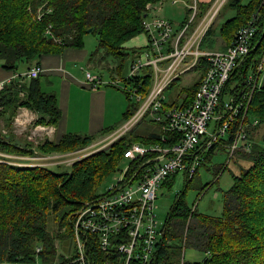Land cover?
<instances>
[{"label": "trees", "instance_id": "16d2710c", "mask_svg": "<svg viewBox=\"0 0 264 264\" xmlns=\"http://www.w3.org/2000/svg\"><path fill=\"white\" fill-rule=\"evenodd\" d=\"M163 1L166 0H0V61L7 70H16L20 63L39 66V58L43 54L82 47L83 37L88 34V30L98 41L94 56H98L99 50H102L105 55L120 60L128 54L122 47L123 43L144 30L142 21L147 14L146 5ZM183 1L190 3L192 0ZM242 1L229 2V6L236 10V17L223 25L222 35L225 40L222 49L231 44L238 29L256 12L257 46L248 55L245 64L234 73L231 79L236 82L234 86L242 84L246 72L264 56V3L254 5V0H248L242 5ZM204 10L197 6L194 15L196 23L204 15ZM37 11L42 16L39 21H33L34 24L33 15ZM191 13L192 10L186 7L183 24L188 21ZM31 25L37 30H33ZM211 30L213 28L209 26L203 34L200 50L212 46L206 43ZM205 65L204 58H200L195 69H200L202 73ZM201 73L192 85L182 90L185 92L183 104L191 100ZM178 80L180 78L172 84L175 85ZM138 83H141V92L144 93L150 79L146 77ZM20 91L24 93V99H18ZM19 106L41 113L35 125H55L60 117L55 96L43 93L37 79H30L27 83L12 81L0 90V117H3L4 122L7 121L6 113L10 111L13 115L14 108ZM131 107L128 106L124 119L131 114ZM249 113L258 121L253 130L264 126V84L253 93ZM129 135L131 132H128ZM121 136L116 139L118 142L126 140ZM92 137L67 133L61 136L57 144L49 142L43 147L59 150L52 147L67 140L79 141ZM135 138L147 144L159 141L160 137L159 131H156L136 134ZM16 140L10 134H5L4 138L1 134L0 152L26 153L25 143L16 144ZM18 145H23L22 149ZM128 145L119 147L113 144L108 151L100 150L73 162L69 171L57 172L40 165L21 168L9 165L7 162L10 161H1L0 264L52 263L56 249L53 234L45 229L47 218L56 214L58 230L64 229L60 233L65 235L59 238L72 240L73 214L85 201L99 195L95 191L96 184L122 161L123 151ZM240 156L250 165L241 169L239 175L232 176L231 187L222 193V211L219 216L205 215L190 209L181 196L175 201L159 239L154 264H180L181 261L183 264H264V136L253 144L249 153ZM112 160L116 161L113 165L110 164ZM33 182L42 183L45 187L41 194H48L44 198L48 208L43 211L29 210L26 216L23 213L26 211L23 199L26 185ZM60 208L59 215L57 210ZM37 247L41 248L39 252L36 251ZM187 247L202 253V259L183 261L180 258L182 248ZM94 256L92 264H102L103 254L97 252ZM68 260L70 258L63 262Z\"/></svg>", "mask_w": 264, "mask_h": 264}, {"label": "built area", "instance_id": "2783aa9c", "mask_svg": "<svg viewBox=\"0 0 264 264\" xmlns=\"http://www.w3.org/2000/svg\"><path fill=\"white\" fill-rule=\"evenodd\" d=\"M214 7L186 40L185 33L195 22V4L188 6L192 13L179 32L174 33L176 36L171 22L165 19L153 17L142 21L148 40L141 52H134L135 59L122 88L134 105L125 123L113 135L117 139L134 126L147 122L155 125L160 138L149 144L129 145L122 157L126 167L117 182L105 193L85 201L73 214L74 259L65 264H92L97 252L104 256L102 264H154L158 238L164 229V226L158 229L155 216L161 182L179 172L186 179L192 178L202 154L217 146L226 150L228 160L238 151H251L252 130L258 121L248 114L249 104L253 93L263 85L264 56L246 72L242 84L233 87L228 84L257 46L258 13L238 29L225 49L200 50L201 38L214 18ZM41 16L38 13L37 19ZM188 56L192 59L186 63ZM200 58L206 64L202 73L195 69ZM192 68L201 76L191 100L183 104L180 99L168 106L166 86ZM147 71L152 73L153 82L143 93L138 81H143ZM39 74L40 66H34L24 76L35 79ZM86 78L95 87L97 77L88 72ZM3 87L0 83V90ZM40 249L37 247L36 251Z\"/></svg>", "mask_w": 264, "mask_h": 264}, {"label": "rangeland", "instance_id": "374dc122", "mask_svg": "<svg viewBox=\"0 0 264 264\" xmlns=\"http://www.w3.org/2000/svg\"><path fill=\"white\" fill-rule=\"evenodd\" d=\"M173 1L178 0H166L158 3H150V8L146 9L147 12L151 9H154L151 10L150 15L171 22L174 25L173 35H175L179 32L181 27L180 26L178 28H175L176 25L181 24L184 21L185 8L182 2L173 4ZM246 1L248 0H243L241 4L244 5ZM229 2L230 0H222L220 4L215 6L216 8L213 6L216 9L214 18L211 23L213 31L211 30L210 37L206 42L210 43L212 46H206L205 50L207 51L219 50L222 49V46H224L225 36L222 35L223 25L226 21L236 17V10L232 9L229 6ZM253 2L254 5H260L264 3V0H254ZM185 3L186 7L195 4V7L197 8V3L193 0L190 3H187L185 1ZM1 4L4 3L2 2ZM213 7L210 9V11L212 12L214 11ZM38 13L40 12L37 11L33 15L35 16V20H32V22L39 21L37 19ZM210 14L211 12L209 13V15ZM145 19L150 20L151 18L149 19L145 17ZM198 24L194 22L192 26H189L188 31L185 33V40L189 37V34L192 33V31ZM32 28L34 30L36 27L32 26ZM228 28L229 26L226 28V30ZM145 40L147 43L148 37L143 31L125 41L122 47L124 51L126 50L128 52V54L119 60L114 59L111 55H105L102 50H99L98 54V56L100 55L101 58H98V56H94V54H96L98 45L96 36L94 34L88 33L83 37L84 46L90 49L89 59L91 61L97 60V62L102 63L100 67L91 69V71L93 72L92 74L103 78L100 83L102 87L105 88L114 86L117 89L119 88V90L117 91L121 93V95L118 94V96L114 97L113 102L111 103V106L114 107L116 111L118 108L123 106L124 103H127V106L129 107L134 105V100L132 98L130 100L128 97H126V93L121 88H123L124 84H126L124 80H126L130 71V67L135 59L134 51L136 52L140 48L145 47ZM190 59H192V56H188L185 59V62L187 63L188 61H190ZM179 77L180 80H178L175 85L172 84L171 86L166 88V102L177 103L180 99H178L177 96L175 97L176 93L180 94L181 90H185L187 86L192 85L198 79V72L194 68H192L181 73ZM114 80L118 81L117 85L111 84ZM261 82L264 84V71L261 76ZM235 84L236 82L234 80H231L228 86L233 87ZM127 88L129 89L130 87ZM24 98V93L20 91V93L18 94V99ZM181 99L183 100V98ZM139 105L140 104H138L137 106ZM40 114V112H36L34 109H30L25 106H19L14 108L13 115H11L10 111L6 113V122H4L3 117H0V133L3 135V138L5 134H10L13 138H17L18 141L24 142L25 144L23 145L27 146L25 150L27 154L25 152L22 154H8L5 151L0 152V162L10 161L7 162L10 163L9 165L21 168L40 165L47 166L51 170L57 172L69 171L70 166L73 162L86 156L94 155L100 150L108 151L113 144L121 147L127 144L131 145L133 143H141L138 139L135 138V135L138 134V131H143L144 128L141 127V125L144 126L145 123H147L142 122L143 124L141 123V125L139 126H134L132 130L129 131L131 132V135L128 136L127 132L125 135H123L126 140L120 142H118L119 140L114 139L113 134L117 132V130L111 133L109 136L106 135L107 137L100 135L99 137H92L91 139L86 140H67L59 146L52 147L59 150H53L43 146L49 142H52L51 144H57L60 141L61 137L59 138V140L54 142L46 141V136L43 137L37 133V126L41 125H35V121L40 116ZM248 114L250 115V113ZM147 120L148 118H146L144 121ZM26 122H28L27 125ZM124 123L125 121H123L122 125ZM148 124V126L150 127H155V125H152L151 123ZM35 136L36 138H34ZM263 136L264 126H260L258 129H254V133L252 131L251 135L252 144L260 141ZM23 145L18 146L22 149ZM242 153L243 152L234 154L228 160V154L226 150L217 146L212 151H207L202 154L201 163L197 166V173L192 178H189L191 179L190 182L187 181L188 179H186L181 172L162 181L160 189L157 193V199L155 200V216L158 223V229L163 228L168 219L173 204L180 196L182 197L186 206H188L190 209H195L197 212L205 215L219 216L222 211V193L231 187L233 180L232 176L239 175L241 169H245L250 165L247 160H244L240 156ZM28 157L32 158L23 161L18 159ZM227 160L228 162L226 163ZM52 161H60V164H56L59 166L49 165ZM110 162V164L113 165L116 161L112 160ZM115 166L116 167H114V170H112L109 174H106L96 184L95 191L97 194L105 193L109 187L117 182V179L120 176V172L126 167V163L125 161H120ZM45 185L47 187L48 183ZM44 190L45 187H43L42 183L33 182L26 185V195L23 199L25 201L23 208L26 209V211L23 213L26 216L29 210L38 209L40 211H43V209L46 210L48 208L46 203L44 202V198L47 197L48 194L46 192L41 194V191ZM11 193L13 192L11 191ZM8 197H11V195ZM61 209L62 208L57 210L58 214L60 213ZM57 223L58 218L56 214H52L47 218L45 229L48 233L53 234V241L56 249V255L53 259V262L50 264H59L60 262L65 264L68 262H63L66 257H69L72 260L74 259V257L71 258L74 253V243L71 239L62 240L61 238H59L65 235L62 236L63 233H60V231L62 232L64 231V229L58 230ZM158 239H160V237ZM202 257V253L188 247L182 248V253L180 256V258L185 262L199 261L202 259Z\"/></svg>", "mask_w": 264, "mask_h": 264}, {"label": "crops", "instance_id": "0c3cea01", "mask_svg": "<svg viewBox=\"0 0 264 264\" xmlns=\"http://www.w3.org/2000/svg\"><path fill=\"white\" fill-rule=\"evenodd\" d=\"M193 1L200 8H205L203 11L204 15L197 21L198 24L208 14L210 9L220 3L221 0ZM179 2H182L184 8H186V3L183 0L173 1V4ZM151 10L147 12L146 16L149 19L156 17L150 15ZM182 24L176 25L175 28L180 27ZM172 26L174 29L173 24ZM143 48H140L136 52H141ZM89 56L90 49L83 44L80 48H64L60 52L43 54L39 58L40 74L35 79H37L39 88L43 93L53 94L55 96L60 109V117L55 125L37 126V133L40 136H46V141H57L67 133L80 136L92 135L94 137H99L100 135L109 136L111 133L120 129L125 120L124 117L128 110L127 103H124L117 111L111 106L113 98L118 96V94L121 95L117 91L119 88L117 89L114 86L104 88L100 85L103 78L92 74L91 69L100 67L102 63L97 62V60L91 61ZM2 65L3 63L0 61V83H3L4 86L10 84L12 81L26 83L30 81V78L22 74L26 73L34 65L20 63L16 70H7ZM88 72L98 79L95 87H92L87 82L86 73ZM176 96L178 99H181L184 95H178L176 93ZM27 124L28 122H26ZM148 125V123H145L144 126L141 125L144 130L138 131V135L158 131L156 127H150ZM252 131L254 133V130ZM20 143L22 144V142ZM30 158L32 157L18 159L23 161ZM59 162L52 161L49 165L59 166L56 165Z\"/></svg>", "mask_w": 264, "mask_h": 264}, {"label": "bare ground", "instance_id": "6f19581e", "mask_svg": "<svg viewBox=\"0 0 264 264\" xmlns=\"http://www.w3.org/2000/svg\"><path fill=\"white\" fill-rule=\"evenodd\" d=\"M143 50V49H142ZM23 75H25V73L23 74ZM146 77H149V79H150V83H149V86H150V84H152V73L150 72V71H147V73H146V75L143 77V80L146 78ZM98 80V79H97ZM176 79H173L167 86H166V88H168L174 81H175ZM112 85H117L118 84V81H116V80H114L112 83H111ZM122 89V88H121ZM185 95V92H180V94H178V95ZM104 262V260H102V262L101 263H103Z\"/></svg>", "mask_w": 264, "mask_h": 264}, {"label": "water", "instance_id": "95a60500", "mask_svg": "<svg viewBox=\"0 0 264 264\" xmlns=\"http://www.w3.org/2000/svg\"><path fill=\"white\" fill-rule=\"evenodd\" d=\"M87 32L90 33V30H88ZM15 143L20 144V142L18 140H16Z\"/></svg>", "mask_w": 264, "mask_h": 264}]
</instances>
